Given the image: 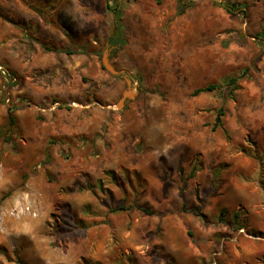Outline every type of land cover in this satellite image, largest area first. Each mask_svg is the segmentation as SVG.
Instances as JSON below:
<instances>
[{
    "label": "rangeland",
    "instance_id": "374dc122",
    "mask_svg": "<svg viewBox=\"0 0 264 264\" xmlns=\"http://www.w3.org/2000/svg\"><path fill=\"white\" fill-rule=\"evenodd\" d=\"M108 1L0 0V264H264V0Z\"/></svg>",
    "mask_w": 264,
    "mask_h": 264
},
{
    "label": "trees",
    "instance_id": "16d2710c",
    "mask_svg": "<svg viewBox=\"0 0 264 264\" xmlns=\"http://www.w3.org/2000/svg\"><path fill=\"white\" fill-rule=\"evenodd\" d=\"M246 8V7H244ZM107 9L110 11V13L113 15V27L116 30L115 36H112L109 40L112 47H123L126 44V41L124 39L125 33H124V25H123V5L121 4L120 0H115L113 3L109 2L107 3ZM185 7H179V13L184 12ZM237 10H240L241 12L245 9L238 8ZM228 12H234V9L232 7L227 8ZM222 83L226 86H232L233 90L237 89V79L236 78H224ZM219 88V85H209L206 87L198 88L195 90V95H199L204 92H211L215 89ZM58 102L54 101L53 103ZM222 113L217 117V120L215 122V128L221 125V118ZM8 124L10 126H14L16 124V118L14 116V108L8 109ZM140 211L147 215H151L152 212L149 209L143 208V207H137ZM236 218H238V215H235ZM20 264H25L23 262H20Z\"/></svg>",
    "mask_w": 264,
    "mask_h": 264
},
{
    "label": "built area",
    "instance_id": "2783aa9c",
    "mask_svg": "<svg viewBox=\"0 0 264 264\" xmlns=\"http://www.w3.org/2000/svg\"><path fill=\"white\" fill-rule=\"evenodd\" d=\"M57 102H55V103H52L53 104V106H57V104H56ZM55 104V105H54Z\"/></svg>",
    "mask_w": 264,
    "mask_h": 264
}]
</instances>
